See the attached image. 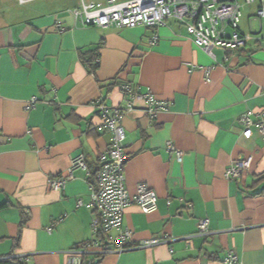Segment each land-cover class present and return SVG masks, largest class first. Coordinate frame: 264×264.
<instances>
[{"label":"crops","instance_id":"1","mask_svg":"<svg viewBox=\"0 0 264 264\" xmlns=\"http://www.w3.org/2000/svg\"><path fill=\"white\" fill-rule=\"evenodd\" d=\"M109 0H0V264H67L68 252L92 237L89 174L78 170L62 190L48 179L84 153L97 169L112 132L100 127L96 102L123 107L121 86L150 88L168 108L151 118L146 102L124 114L126 187L158 195L157 209L125 211L131 246L95 264H264V138L243 134L240 116L264 105V0L245 4L239 22L247 44L207 52L184 22L157 27L84 25L73 10ZM124 3L131 0H114ZM65 27L59 31V27ZM158 34V40L152 38ZM99 47L94 74L80 51ZM211 67L208 79L205 69ZM117 78L120 83L108 87ZM33 96L35 106L27 108ZM173 142L182 160L167 148ZM253 156L238 179L235 159ZM209 218L207 234L198 221ZM167 235L168 242L139 246ZM230 253L237 261L227 262ZM12 264V263H11Z\"/></svg>","mask_w":264,"mask_h":264},{"label":"built area","instance_id":"2","mask_svg":"<svg viewBox=\"0 0 264 264\" xmlns=\"http://www.w3.org/2000/svg\"><path fill=\"white\" fill-rule=\"evenodd\" d=\"M254 0H131L117 3L109 0L102 2L83 3L81 8L73 10L74 15L84 25L118 26V27H157L170 17L184 22L194 42L207 52L219 46L228 50H237L247 44L248 37L239 28L245 4ZM264 15L263 8L258 11ZM65 27H59L63 31ZM158 40V34L152 38V43ZM99 62V59L97 60ZM211 67L205 69L207 78ZM125 96L123 107H109L101 100L96 102L101 117L100 127L112 132V140L106 151L98 157V166L93 180H89L91 196L90 205L94 209L91 223L92 237L82 246H77L68 252L67 264H84L91 262L83 258V254L107 253L111 250L123 251L131 246L133 230L124 223L126 208L136 202L145 212L157 209L158 195L145 182L137 184L136 194L131 197L126 187L125 165L128 154L125 151L126 130L122 123L124 114L132 111L137 100L146 102V111L151 118H155L161 110L167 109L169 103L158 99L150 88L142 89L131 83L121 86ZM37 96L31 98L27 108L35 106ZM243 134L250 137L253 127L256 126L264 138V105L258 109H249L240 116ZM169 151L182 160L183 150L173 142H168ZM253 156L235 159L225 172L229 179H238L251 166ZM78 170L89 171L88 162L84 153L71 157V164L67 170L48 179L50 189L62 190L68 182L75 178ZM209 218L198 221V233L207 234ZM167 235L142 240L139 246L148 247L168 242ZM18 258V257H17ZM24 262L25 256H20ZM227 262L237 261V255L230 253Z\"/></svg>","mask_w":264,"mask_h":264},{"label":"trees","instance_id":"3","mask_svg":"<svg viewBox=\"0 0 264 264\" xmlns=\"http://www.w3.org/2000/svg\"><path fill=\"white\" fill-rule=\"evenodd\" d=\"M80 57L88 64L91 72L94 74L96 73L97 69L99 68V62L97 61L99 59V47L91 48V49H85L80 51ZM120 83V81L117 78H114L111 80V82H108L107 85L109 88H111L113 85ZM91 175L89 177L90 181L94 179L96 174V169L90 170ZM104 253H97L96 256L99 258L103 256ZM88 255L83 254L84 260L87 259ZM86 261V260H85ZM2 262L5 264H24V262H20L18 258H5L2 259ZM96 261L91 259V262H85L84 264H95Z\"/></svg>","mask_w":264,"mask_h":264}]
</instances>
